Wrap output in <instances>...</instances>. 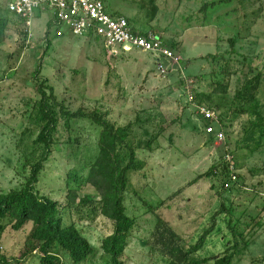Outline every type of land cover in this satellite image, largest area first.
Segmentation results:
<instances>
[{
  "label": "rangeland",
  "instance_id": "374dc122",
  "mask_svg": "<svg viewBox=\"0 0 264 264\" xmlns=\"http://www.w3.org/2000/svg\"><path fill=\"white\" fill-rule=\"evenodd\" d=\"M11 1L0 0V192L19 189L29 172L25 155L38 132L31 106L40 98L32 74L42 62V77L68 110L96 109L116 126L131 127L144 168L130 175L125 195L126 214L136 224L124 264H167L151 244L154 214L174 228L184 248L214 224L199 257L222 255L237 239L231 264H264V135L246 136L250 123L264 115V0H103L109 13L132 16L137 31L160 35L172 59L137 49L109 55L100 40L55 23L51 9L36 12L29 37L23 20L9 12ZM48 21L53 25L45 52ZM257 76L253 98H235ZM190 93L204 94L219 113L221 142L205 134ZM99 131L87 119L68 126L60 120L37 184L40 194L62 206L69 195L98 197L86 178L98 155ZM150 139L151 149L140 145ZM226 154L238 183L223 191L224 178L204 174L226 165ZM87 208L79 214L64 208L63 214L94 248L82 264H111L100 243L113 224ZM30 228L15 231L0 221V255L11 264H38L35 254L23 257ZM57 259L72 264L65 254Z\"/></svg>",
  "mask_w": 264,
  "mask_h": 264
},
{
  "label": "trees",
  "instance_id": "16d2710c",
  "mask_svg": "<svg viewBox=\"0 0 264 264\" xmlns=\"http://www.w3.org/2000/svg\"><path fill=\"white\" fill-rule=\"evenodd\" d=\"M229 1L224 0L223 2ZM54 22L61 24L56 18ZM47 24L45 52L51 44L49 32L53 23L48 21ZM139 33L142 32L139 31ZM229 42L234 47V39H230ZM41 72L42 62L37 65L32 74L33 78L40 82L37 88L40 98L31 106V114H33L38 132L33 142V149L25 155L29 172L19 189H12L6 193L0 192V221L7 220L15 231H21L31 223L23 257L35 254L39 260L38 264H63L57 258L65 254L72 264H82L94 254V248L74 223L69 225L65 223L63 214L64 208H74L79 214L84 206L89 207L90 215H101L113 224L112 233L103 238L100 243L103 253L109 256L111 264H124L123 256L136 224L135 219L126 214L125 195L131 190L130 175L144 168V162L136 155L137 147L130 132L131 127L130 125L116 126L96 109L86 112L80 108L76 112H71L62 102L58 101L54 87L48 84V80L42 77ZM258 77L247 80L243 88L235 93V98L242 101L253 98L254 82L258 80ZM193 98L198 103H204L207 100L204 94L194 93ZM79 118L89 120L100 129L98 155L90 166L86 178L88 184L97 191L98 197L87 195L78 200L69 195L66 205L62 206L57 200L54 201L40 194L37 184L45 168L44 164L52 153V146L56 143L60 120L63 119L65 125L68 126L70 121ZM255 132H259L260 138L263 137L264 115H258V119L250 123L246 131L247 138L254 137ZM140 145L151 149L152 141L150 139ZM227 166H212L204 174L206 177L224 178L222 180L223 191L226 190ZM148 208L149 211L155 210L150 206ZM154 215L157 221L151 244H153V249L167 260V264H209L210 261H213L212 264L232 263L238 249L237 239L232 248H228L222 255L211 258H202L197 255L206 242V236L213 231L214 224L199 237L195 245L184 248L174 228L160 215ZM230 226L235 236L234 227ZM0 264L11 263L5 256L0 255Z\"/></svg>",
  "mask_w": 264,
  "mask_h": 264
},
{
  "label": "built area",
  "instance_id": "2783aa9c",
  "mask_svg": "<svg viewBox=\"0 0 264 264\" xmlns=\"http://www.w3.org/2000/svg\"><path fill=\"white\" fill-rule=\"evenodd\" d=\"M8 9L23 20L29 37L36 12L51 9L53 17L68 26L73 35L100 40L109 55L137 49L165 59L173 58V51L160 35L152 31L140 34L129 19L109 13L103 0H12ZM189 99L194 100L193 93ZM196 110L204 122L205 134L221 142L225 136L223 130H217V126L221 127L219 113L205 102L197 103ZM224 163L228 165L225 180V189H228L238 183V177L230 155L226 154Z\"/></svg>",
  "mask_w": 264,
  "mask_h": 264
},
{
  "label": "crops",
  "instance_id": "0c3cea01",
  "mask_svg": "<svg viewBox=\"0 0 264 264\" xmlns=\"http://www.w3.org/2000/svg\"><path fill=\"white\" fill-rule=\"evenodd\" d=\"M131 18V19H130ZM129 19L131 20V22H132V24H133V26H135L134 24H136V23H134L135 21H134V19H133V17L132 16H130L129 17ZM154 22V23H153ZM152 24H156L155 23V21H152L151 22V25H150V27H154V28H152V30H154V29H157L156 27H155V25H152ZM149 27V29L148 30H150L151 28ZM155 31V30H154Z\"/></svg>",
  "mask_w": 264,
  "mask_h": 264
}]
</instances>
